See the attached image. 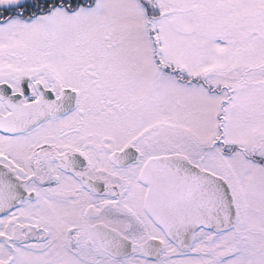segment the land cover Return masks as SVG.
Instances as JSON below:
<instances>
[{"label": "snow or ice", "instance_id": "1", "mask_svg": "<svg viewBox=\"0 0 264 264\" xmlns=\"http://www.w3.org/2000/svg\"><path fill=\"white\" fill-rule=\"evenodd\" d=\"M0 264H264V0H0Z\"/></svg>", "mask_w": 264, "mask_h": 264}]
</instances>
